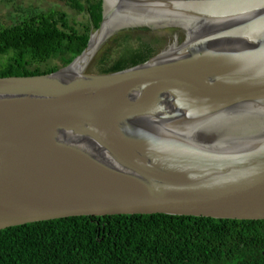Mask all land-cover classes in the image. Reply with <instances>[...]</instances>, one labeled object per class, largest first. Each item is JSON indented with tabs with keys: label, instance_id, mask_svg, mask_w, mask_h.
Segmentation results:
<instances>
[{
	"label": "water",
	"instance_id": "obj_1",
	"mask_svg": "<svg viewBox=\"0 0 264 264\" xmlns=\"http://www.w3.org/2000/svg\"><path fill=\"white\" fill-rule=\"evenodd\" d=\"M125 32L165 42L99 74ZM122 215L264 220V0H102L68 66L0 78V231Z\"/></svg>",
	"mask_w": 264,
	"mask_h": 264
},
{
	"label": "trees",
	"instance_id": "obj_2",
	"mask_svg": "<svg viewBox=\"0 0 264 264\" xmlns=\"http://www.w3.org/2000/svg\"><path fill=\"white\" fill-rule=\"evenodd\" d=\"M62 1L87 22L56 9H21L13 24L0 26V78L54 73L83 52L101 22L102 0ZM160 33L114 37L99 74L155 56L165 42ZM0 264H264V220L122 215L32 223L0 231Z\"/></svg>",
	"mask_w": 264,
	"mask_h": 264
},
{
	"label": "rangeland",
	"instance_id": "obj_3",
	"mask_svg": "<svg viewBox=\"0 0 264 264\" xmlns=\"http://www.w3.org/2000/svg\"><path fill=\"white\" fill-rule=\"evenodd\" d=\"M21 9L22 12L56 9L65 12L68 16L74 17L76 23L87 22L85 14L79 15L75 13L62 0H4L0 1V26L4 27L13 24L21 13Z\"/></svg>",
	"mask_w": 264,
	"mask_h": 264
}]
</instances>
